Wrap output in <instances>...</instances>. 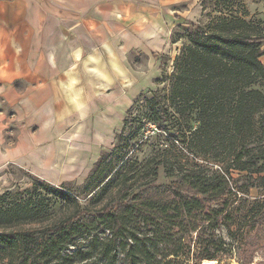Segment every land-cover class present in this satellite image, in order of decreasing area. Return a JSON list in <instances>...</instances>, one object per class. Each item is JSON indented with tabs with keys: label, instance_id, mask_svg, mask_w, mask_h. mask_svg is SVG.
<instances>
[{
	"label": "trees",
	"instance_id": "obj_1",
	"mask_svg": "<svg viewBox=\"0 0 264 264\" xmlns=\"http://www.w3.org/2000/svg\"><path fill=\"white\" fill-rule=\"evenodd\" d=\"M206 2L201 0L200 20L186 22L187 43L174 59L167 104L141 93L127 114L145 101L156 129L172 138L171 146L179 143L190 151L193 145H214L227 150L231 160L195 154L210 161L194 160L190 166L163 158L153 177L161 164L177 184L157 198L145 195L148 188L135 193V176L121 165L91 196L99 198L114 185L124 200L118 210L83 208L51 222L41 216L44 198L36 186L5 191L0 194V264H200L226 252L225 240L216 235L221 227L243 253L252 255L264 243V197L249 196L264 183V21L250 17L235 0H216L212 13ZM242 178L244 187L237 184ZM147 185L152 187L150 182L142 187ZM39 186L77 205L71 194L42 180ZM255 237L260 241H251Z\"/></svg>",
	"mask_w": 264,
	"mask_h": 264
},
{
	"label": "crops",
	"instance_id": "obj_2",
	"mask_svg": "<svg viewBox=\"0 0 264 264\" xmlns=\"http://www.w3.org/2000/svg\"><path fill=\"white\" fill-rule=\"evenodd\" d=\"M179 3L183 13L173 9ZM193 7V0H0V88L16 133L3 147L0 115V168L39 143L52 153L61 139L82 137L80 159L95 156L84 182L108 152L97 159V143L119 134L133 101L155 89L171 30Z\"/></svg>",
	"mask_w": 264,
	"mask_h": 264
},
{
	"label": "rangeland",
	"instance_id": "obj_3",
	"mask_svg": "<svg viewBox=\"0 0 264 264\" xmlns=\"http://www.w3.org/2000/svg\"><path fill=\"white\" fill-rule=\"evenodd\" d=\"M193 14L190 19L179 20L172 28L170 33L171 51L168 55L162 58L161 80L160 84H156L153 92H146L149 98L155 97L162 105L167 104L169 97V85L171 74L173 73L174 59L180 54L181 49L187 43L185 39L186 22H194L200 20L201 0H193ZM216 0H207V12L212 13L215 10ZM221 3V0H219ZM240 2L249 12V16L254 19H261L264 21V0H235ZM185 3H179L173 6L179 13H183ZM185 14V13H184ZM207 20V17L203 19ZM262 56L260 61L264 65V45L261 48ZM264 91V89H263ZM0 115L3 116L4 130L2 145L10 147L15 141V116L11 105L7 100V95L0 88ZM126 126L120 133H115L113 138H109L104 142L97 143V159L103 151H108L107 154L101 155L99 164L93 174L90 182L85 180L89 168L93 165L95 156L84 162L80 159V153L85 148V139L77 137L76 139H61L62 147L50 153L49 144H37L31 154L24 156L18 162L11 160L4 167L0 168V194L5 191H16L24 189H31L33 186L38 188L37 192L42 195L44 211L41 216H44V222H51L60 217L69 214H74L77 211H83L87 208L89 211L98 210L101 206L107 205L113 210H118L122 205L123 197L118 196L117 187L112 185L109 189L102 192L99 198L92 199V190L104 182L115 173L119 166H125L123 171L128 174H134V183L131 186L134 192L146 190L147 196L157 198L170 186L177 184L176 179L168 177L163 165H157V176L153 177L155 163L163 160V158H173L179 160L183 164L192 165L194 160L199 163L208 164V161L195 159V154L209 157L211 154L216 160H222L227 154V150L216 149L212 146L203 149H197L195 145L190 151L182 144L175 143V147L171 146L169 137L164 132L158 131L156 125L151 121V118L146 109L145 101L136 103L129 115L125 116ZM195 127L196 124L193 123ZM35 134L40 137L38 132ZM188 139L189 134H187ZM186 140V141H187ZM113 147V148H112ZM93 149V146H92ZM110 151V152H109ZM226 158L231 160V156L226 155ZM77 160H80L76 162ZM76 162V163H75ZM214 169H219L218 164H212ZM130 170V171H129ZM139 171V172H137ZM234 178H239L237 171H231ZM48 181L58 191L67 192L76 199L77 205L70 201L57 197L53 193L47 194L39 186V182ZM244 179V178H242ZM239 180L238 186H246V179ZM45 181V182H46ZM146 182H150V186L142 187ZM38 184V185H37ZM118 184V183H117ZM66 185V186H63ZM261 186L259 189L252 188L249 191V196L252 199H259L264 197V183L259 182ZM150 188V189H149ZM84 208V209H83ZM234 230V229H233ZM216 235L222 237L226 243V252L219 254V258L213 259L217 264H264V243L259 245L258 250L250 255V252L243 253L229 236L226 228L221 227L219 231L216 230ZM251 241H260L258 237L252 238ZM246 254V255H245ZM192 264V262H190Z\"/></svg>",
	"mask_w": 264,
	"mask_h": 264
},
{
	"label": "water",
	"instance_id": "obj_4",
	"mask_svg": "<svg viewBox=\"0 0 264 264\" xmlns=\"http://www.w3.org/2000/svg\"><path fill=\"white\" fill-rule=\"evenodd\" d=\"M209 260H203L200 264H208Z\"/></svg>",
	"mask_w": 264,
	"mask_h": 264
},
{
	"label": "bare ground",
	"instance_id": "obj_5",
	"mask_svg": "<svg viewBox=\"0 0 264 264\" xmlns=\"http://www.w3.org/2000/svg\"><path fill=\"white\" fill-rule=\"evenodd\" d=\"M208 264H217L215 261L210 260Z\"/></svg>",
	"mask_w": 264,
	"mask_h": 264
}]
</instances>
